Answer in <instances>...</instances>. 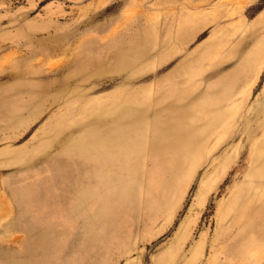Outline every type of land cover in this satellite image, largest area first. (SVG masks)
<instances>
[{"label": "rangeland", "instance_id": "1", "mask_svg": "<svg viewBox=\"0 0 264 264\" xmlns=\"http://www.w3.org/2000/svg\"><path fill=\"white\" fill-rule=\"evenodd\" d=\"M0 264H264V0H0Z\"/></svg>", "mask_w": 264, "mask_h": 264}]
</instances>
